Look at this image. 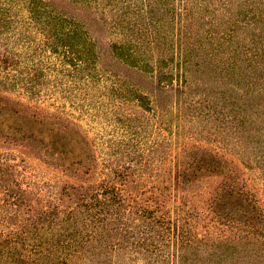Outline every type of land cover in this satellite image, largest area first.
<instances>
[{"label":"trees","instance_id":"trees-1","mask_svg":"<svg viewBox=\"0 0 264 264\" xmlns=\"http://www.w3.org/2000/svg\"><path fill=\"white\" fill-rule=\"evenodd\" d=\"M60 1L86 2L0 0V138L65 173L86 159V144L62 124L56 96L89 102L109 91L114 139L99 155L97 185L59 191L40 183L32 162L0 152V264H68L77 254L86 264H264V201L249 177L264 186V0H93L104 31L120 39L107 50L110 68L83 20L57 11ZM169 3V15L155 14ZM155 23H169L170 35L157 39ZM153 52L157 89L220 143L200 155L184 136L170 181L161 167L170 148L157 141L144 151L125 106L151 111L141 91ZM44 188L54 202L43 204Z\"/></svg>","mask_w":264,"mask_h":264},{"label":"rangeland","instance_id":"rangeland-1","mask_svg":"<svg viewBox=\"0 0 264 264\" xmlns=\"http://www.w3.org/2000/svg\"><path fill=\"white\" fill-rule=\"evenodd\" d=\"M92 1L93 0H86V2L84 3L60 1L55 3H57V11L61 12L64 15H67L68 17L74 16L78 21L83 20V24L88 28V34L91 40L95 43L96 49L100 50L103 53L109 66L111 59L107 58V56H109L107 50H109L110 42H118L120 39L118 35L108 32L106 33L104 31L103 27L101 26V21L99 20V17L101 16L100 14H96V12L93 11L95 10L93 9L95 7V3H91ZM162 9L166 10L167 15H169L170 3L169 5H165V7H159V10H156L155 14L157 15L159 13H162ZM98 10H103V8L101 9V7H99ZM166 12L164 11V13ZM155 24V27L150 28V30L152 32L154 31V36L157 39L158 36L160 37L162 34L167 33L168 35H170L169 23H167L163 27L161 24ZM155 28H157V32L155 31ZM144 46L147 49L146 51H148L147 55H150L152 52V45L146 44L145 42ZM154 46L155 45L153 44V47ZM154 51H161V47L155 48ZM166 51L169 52L166 53L168 55L166 56L167 59L170 58L169 46L167 47ZM156 53L157 52L152 53V55L154 56L153 60H148L149 65L154 70V77L152 78V81H143V85L145 88L141 91L142 94L151 99V111H144L136 107V104L131 101H126L125 106L128 108L127 115H130L135 119L134 122L136 128L141 135L140 139H142L140 142V147L144 151L147 150L149 145H152L151 143H155L157 141L159 143L160 150L163 151L165 148H170V158L163 161L165 166L161 165L162 169L166 170L164 179L166 181H170L169 179L174 176V171L172 170L174 168L175 162L179 160L178 157L173 158L172 155L174 153H176L177 155L180 153L182 148L180 142L181 140H183L184 136L189 134V138H187L188 140H186V143L188 145L187 149L192 148L191 146H196L197 148H199L197 151L200 155L202 149H213L214 147H218L220 143L213 135H210L209 133L204 131L208 129V127L204 126L205 121L202 120V118L195 119L193 122L184 120L179 112L178 106L175 105L174 101L172 100L173 102L170 103V97L168 96V94L166 95L165 92H161V90L157 89L158 87L156 86V83L160 78L159 72L162 71L163 68L161 70H158L156 68L159 63L158 62L156 64L154 62L158 57V54ZM167 65L170 66V61H167ZM100 67L101 66L97 64V68ZM105 92L107 93V95H104V92L100 91L98 94H95L96 96H94L93 99L89 102L79 97L76 98L74 96H71L66 92H60L58 96H56V102L59 106V111L57 113H59L61 119H63L64 121L62 124L68 128L75 130V133L77 132L78 134L77 136L79 138H82L86 144V146H84L86 151L84 157L86 159H83L79 163H76V161L78 162L79 158L73 160L74 163L68 162L71 170H68L65 173L60 170H54L42 164L40 161L35 160L33 158V153L29 148L4 142L2 141V138H0V152L9 151L17 155V157L25 158L29 163L32 162L33 164L31 163V168L36 170L39 174L40 183L42 184L43 182L45 183L46 181H48L50 184H57L58 187L55 188V190L57 191L61 190V186L64 182L75 185L81 183L97 185L104 177L103 174L100 173V171L103 169L102 163H104V161L100 159L99 155L100 153L105 152L109 140L114 139L111 136V134L113 135L112 122L116 121V113L113 112L114 108L109 103V91ZM32 104L34 106H37L35 103ZM37 107L39 108L41 106ZM44 109L50 112L54 111L53 108L47 105L44 106ZM192 136H194V138H190ZM88 155H90L94 161L87 160ZM93 164H97L96 168L93 166ZM147 172L150 174H154L153 168L147 169ZM52 174H56L59 177V183H57L56 178L49 179L50 175ZM143 177L147 180L152 179L149 176ZM249 177L251 179L250 184L252 185V190L256 193L257 197L264 201L263 181L257 176L253 177V174L251 172ZM81 179H83L84 181H81ZM215 180L216 179H212V181ZM134 181H139V178H134ZM155 182H148V184ZM133 189L135 191L134 186ZM49 190L50 189L47 190L46 188H44V190L42 191V198L40 199H42L43 204L54 202V200L52 199V196L54 195L48 194ZM30 203L34 208L36 206H39V204H37L34 199L30 200ZM59 216L61 217V215ZM45 235L46 234L43 233L42 237ZM86 262L87 255L77 254L73 255L72 258H70L68 264H86ZM132 264H141V262L137 261L136 263Z\"/></svg>","mask_w":264,"mask_h":264}]
</instances>
